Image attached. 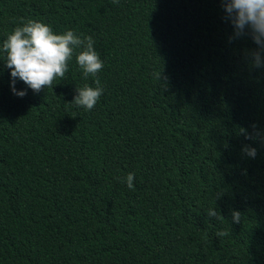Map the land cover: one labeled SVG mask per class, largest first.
I'll list each match as a JSON object with an SVG mask.
<instances>
[{"label": "trees", "instance_id": "trees-1", "mask_svg": "<svg viewBox=\"0 0 264 264\" xmlns=\"http://www.w3.org/2000/svg\"><path fill=\"white\" fill-rule=\"evenodd\" d=\"M224 15L220 0H0V44L34 20L91 36L104 61L91 110L71 103L96 79L75 58L53 89L17 80L23 97L0 73V264H264V69Z\"/></svg>", "mask_w": 264, "mask_h": 264}, {"label": "clouds", "instance_id": "clouds-1", "mask_svg": "<svg viewBox=\"0 0 264 264\" xmlns=\"http://www.w3.org/2000/svg\"><path fill=\"white\" fill-rule=\"evenodd\" d=\"M225 13L224 19L233 27L229 41L244 36L250 37L256 45L245 50L246 59L252 67L264 69V0H220ZM118 4L119 0H113ZM95 41L91 36L77 35L72 30L63 33L54 32L45 23L28 20L15 27L0 44V73L7 68L10 75V90L16 96L23 97L26 90H17L15 83L22 81L34 93H40L52 88L57 80L65 78L69 71V61L75 58L76 64L82 70L85 79L96 77L95 87L85 84L75 88L71 101L75 106L86 110L93 109L103 94V86L97 74L104 68V61L94 48ZM79 50V51H77ZM252 127L249 131L244 127L238 129V134L245 140H254L259 132ZM264 142V140H262ZM241 152L249 158H255L256 149L250 144H242ZM119 179V178H118ZM134 173H128L124 182L129 189L134 190ZM218 198V197H217ZM209 217L220 218L214 207L207 209ZM234 223L240 221L239 211L233 210ZM217 236H227L228 231L220 230Z\"/></svg>", "mask_w": 264, "mask_h": 264}]
</instances>
